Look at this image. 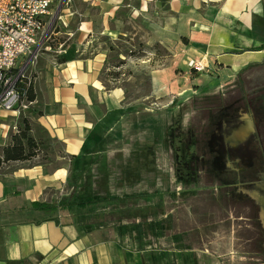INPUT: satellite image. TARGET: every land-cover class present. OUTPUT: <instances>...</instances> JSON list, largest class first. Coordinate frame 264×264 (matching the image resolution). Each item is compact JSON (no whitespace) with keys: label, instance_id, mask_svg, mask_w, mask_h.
Segmentation results:
<instances>
[{"label":"crops","instance_id":"0c3cea01","mask_svg":"<svg viewBox=\"0 0 264 264\" xmlns=\"http://www.w3.org/2000/svg\"><path fill=\"white\" fill-rule=\"evenodd\" d=\"M73 2L83 41L28 65V109L0 108V156L27 123L39 145L0 166V264H264V177L242 158L206 152L219 104L194 93L188 109L124 106V94L106 91L105 54L90 38L96 22L109 31L127 7L161 5L179 26L209 29L207 55L231 79L264 65V0H69L66 9ZM178 95L184 106L188 93ZM53 201V212L32 206Z\"/></svg>","mask_w":264,"mask_h":264},{"label":"rangeland","instance_id":"374dc122","mask_svg":"<svg viewBox=\"0 0 264 264\" xmlns=\"http://www.w3.org/2000/svg\"><path fill=\"white\" fill-rule=\"evenodd\" d=\"M62 1L57 0L51 7L50 24L46 36L37 45V51H34L36 56L46 55L49 47H67L75 41H83V37L77 35L82 7L73 2L66 9L69 0H65L60 9ZM69 11H72L71 14ZM92 12L94 17L98 16L95 9ZM178 23L177 19L169 18L161 5L144 11H131L127 7L106 32L100 31L103 26L96 22L90 38L91 44L102 52L100 54H105L102 78L106 91L124 94V106L137 109H145L147 106L153 110L171 103H175V106L182 103L179 108L188 109L190 103H198L191 102V95L202 94L203 100L199 104L212 107L219 104V111L212 108L215 114L210 116L209 121V112H201V119L207 121L209 126L212 124L213 128L218 123L222 126L230 117L246 118L249 109L264 118V65L250 67L229 79L225 68L219 67L207 55L209 29L201 22L190 19L182 20L181 26ZM192 60L201 62L204 68L197 70L190 64ZM185 93H188V99L187 105L183 106L185 102L176 99L179 98L178 94ZM221 93L228 96L224 106L222 100L219 101ZM147 95L148 98L144 99ZM175 119L178 122L179 116ZM209 126L203 134L204 142H209L211 138V148H207L206 152L210 156L215 150L214 153L219 156L221 149L225 151L227 135L223 134L221 127L216 128V133L210 134ZM232 138H235V134ZM215 142L218 146L213 144ZM255 144V141L249 142L252 151L256 150ZM51 145L58 150L56 143Z\"/></svg>","mask_w":264,"mask_h":264},{"label":"built area","instance_id":"2783aa9c","mask_svg":"<svg viewBox=\"0 0 264 264\" xmlns=\"http://www.w3.org/2000/svg\"><path fill=\"white\" fill-rule=\"evenodd\" d=\"M57 0H0V108L28 109L31 101L23 84L37 45L47 33L51 7ZM202 70L201 62H190Z\"/></svg>","mask_w":264,"mask_h":264},{"label":"flooded vegetation","instance_id":"af4514ba","mask_svg":"<svg viewBox=\"0 0 264 264\" xmlns=\"http://www.w3.org/2000/svg\"><path fill=\"white\" fill-rule=\"evenodd\" d=\"M264 118L259 116L256 112L249 109L246 118L230 117L227 118L225 124L219 126L217 124V129L221 127L223 134L227 135L225 138L226 147L225 151H220L219 156L223 157V154L227 153L235 158H242L244 161V169L247 173L252 174L253 172H260L264 177ZM216 129V130H217ZM246 130L248 136H245L242 140L231 139V136L240 132V130ZM215 130V133H216ZM226 131V133L224 132ZM218 132V131H217ZM241 139V138H240ZM255 141L256 150L252 151L249 142ZM231 141L233 143H231ZM225 142L223 145H225ZM217 145V144H216ZM218 146V145H217ZM242 149H239V148ZM260 151V154L258 153ZM256 155V156H255ZM217 155V157H219ZM259 168V169H258Z\"/></svg>","mask_w":264,"mask_h":264},{"label":"trees","instance_id":"16d2710c","mask_svg":"<svg viewBox=\"0 0 264 264\" xmlns=\"http://www.w3.org/2000/svg\"><path fill=\"white\" fill-rule=\"evenodd\" d=\"M23 88L26 90L28 98L33 100V88L28 80L23 84ZM29 131L30 126L27 123L23 130H20L19 133L12 136V143L4 148L3 154L0 156V166L2 163L10 160H26L37 154L36 150L39 148V145L34 138L29 135ZM32 206L46 212H53L59 208L60 205L53 201L51 203L33 202Z\"/></svg>","mask_w":264,"mask_h":264},{"label":"water","instance_id":"95a60500","mask_svg":"<svg viewBox=\"0 0 264 264\" xmlns=\"http://www.w3.org/2000/svg\"><path fill=\"white\" fill-rule=\"evenodd\" d=\"M64 2H65V0L62 1V4L60 5V9H61V7H62V5H63ZM58 14H59V13H58ZM58 14H57V15H58Z\"/></svg>","mask_w":264,"mask_h":264}]
</instances>
